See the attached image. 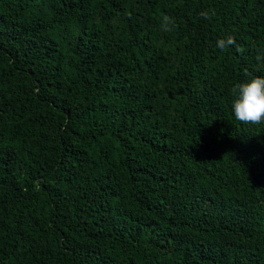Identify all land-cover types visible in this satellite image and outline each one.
<instances>
[{
  "label": "trees",
  "instance_id": "1",
  "mask_svg": "<svg viewBox=\"0 0 264 264\" xmlns=\"http://www.w3.org/2000/svg\"><path fill=\"white\" fill-rule=\"evenodd\" d=\"M252 76L264 0H0V264H264Z\"/></svg>",
  "mask_w": 264,
  "mask_h": 264
},
{
  "label": "clouds",
  "instance_id": "2",
  "mask_svg": "<svg viewBox=\"0 0 264 264\" xmlns=\"http://www.w3.org/2000/svg\"><path fill=\"white\" fill-rule=\"evenodd\" d=\"M215 13L213 12L212 15ZM205 19H210L207 13H202ZM162 30L171 31L169 25H174V21L169 17L163 18ZM234 44L233 38L229 37L227 41L218 40L217 47L224 50L226 47ZM258 60L261 57H257ZM245 76H251L245 71ZM232 100L231 109L234 117L242 124L264 125V76H252L245 82L236 83L231 88Z\"/></svg>",
  "mask_w": 264,
  "mask_h": 264
}]
</instances>
